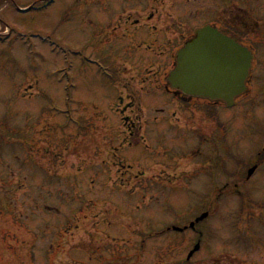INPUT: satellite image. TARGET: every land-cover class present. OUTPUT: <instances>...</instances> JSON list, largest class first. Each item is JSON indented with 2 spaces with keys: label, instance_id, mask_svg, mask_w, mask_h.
<instances>
[{
  "label": "rangeland",
  "instance_id": "1",
  "mask_svg": "<svg viewBox=\"0 0 264 264\" xmlns=\"http://www.w3.org/2000/svg\"><path fill=\"white\" fill-rule=\"evenodd\" d=\"M44 1L0 0V34L13 31L0 42V264H99L105 254L110 261L120 254L121 264H264V169L262 206L237 211L236 199L217 202L199 232L186 228L212 204L207 179L179 181L171 195L161 173L164 165L190 169L195 157L186 160L185 150L199 144L196 134L210 139L224 127L249 135L233 139L243 160L262 147L264 161V48L252 94L239 106L180 104L164 90L182 33L213 15L227 26L247 13L264 29V0H236L237 7L165 0L171 8L158 0L153 14H145L151 0H57L28 14L18 10ZM197 6L209 13L204 19ZM156 32L171 48L159 46ZM127 109L129 126L142 127L131 136L134 146L125 143L131 128L119 113ZM183 113L198 123L173 142L168 129ZM152 185L165 195H151Z\"/></svg>",
  "mask_w": 264,
  "mask_h": 264
},
{
  "label": "flooded vegetation",
  "instance_id": "2",
  "mask_svg": "<svg viewBox=\"0 0 264 264\" xmlns=\"http://www.w3.org/2000/svg\"><path fill=\"white\" fill-rule=\"evenodd\" d=\"M219 28L224 31L227 36L244 45L252 52L254 57V69H256L257 66L262 67V60L259 55L262 54L261 51L262 48H264V37H262V27L260 26V22L252 20L251 15L247 13V17L241 18L238 23L231 22L229 25L220 26ZM252 82L253 78L250 77L247 83L248 86H250ZM164 86L169 93L175 96L176 99L184 103L198 101L205 102L212 107L225 106L222 102L203 101L193 99L184 94H175L174 91L167 88V82L164 83ZM247 95L248 93L238 98L236 103ZM201 114L205 117H209L207 120L213 119L214 117V114L212 115L207 112H201ZM134 118L139 119V116L137 117L136 115ZM174 119L175 121L171 123V130L170 127L168 129V131H170L168 136L171 135L170 137H173V142L176 141L175 139H180L181 136L186 135V131L191 130V126L198 123L194 121V118L190 114L186 113H183V116L179 117L175 115ZM214 119H216V116ZM156 120H158V118H156ZM131 125L133 126V124ZM130 128L131 129L126 133V135L134 136L138 135L139 132L142 131V127L140 129L136 127ZM131 130H136V133H132ZM223 132L224 133L220 135L217 134L218 132L214 131L211 133L210 139L201 138V136L197 134L199 144L194 149L185 150L187 153L185 159L187 158L188 160L192 157V155L195 157V160L187 165V167H191L190 169H182L181 167L183 164L164 165V169L161 172L162 176L168 177L171 182L173 179L177 180L178 178L182 181L184 177H186L191 183L194 179L198 180L199 178L205 177L207 179L208 189L204 193L205 195H210V199L212 200V204H210L208 208L204 209L205 213L209 216L211 213L214 214L215 210L219 209L216 205L217 202H223L224 200H227V202L231 199L238 200L239 208L237 211H247L255 201H258L257 203L259 206H262V168H264V161L262 160V147L254 154L253 159L245 161L243 160V157H241L242 152L235 150V143L233 142V139L235 138L237 141L246 140V136L249 135L245 131L235 133L233 128H229L228 131L223 129ZM161 136L165 137V135ZM168 136H166V138ZM171 146L172 148H176L177 144L172 143ZM153 178H155V176ZM175 183L176 182H172V184H169L170 186L172 185L171 195L178 194L180 190V187ZM154 186L155 185H152L153 189L159 188ZM160 192L161 191L153 192L151 195H155ZM165 193L166 192L164 191L161 192L163 195H165ZM199 193L202 194L203 192ZM253 195H258V197L256 198ZM247 217L248 215L245 216V218Z\"/></svg>",
  "mask_w": 264,
  "mask_h": 264
},
{
  "label": "water",
  "instance_id": "3",
  "mask_svg": "<svg viewBox=\"0 0 264 264\" xmlns=\"http://www.w3.org/2000/svg\"><path fill=\"white\" fill-rule=\"evenodd\" d=\"M169 81L173 88L208 100L222 99L229 106L246 91L251 56L216 29L206 27L177 54ZM198 249V246L194 251ZM193 254V253H192Z\"/></svg>",
  "mask_w": 264,
  "mask_h": 264
},
{
  "label": "trees",
  "instance_id": "4",
  "mask_svg": "<svg viewBox=\"0 0 264 264\" xmlns=\"http://www.w3.org/2000/svg\"><path fill=\"white\" fill-rule=\"evenodd\" d=\"M120 260V259H119ZM119 260L118 259H114L112 261L113 264H119ZM128 264H131L130 261H127Z\"/></svg>",
  "mask_w": 264,
  "mask_h": 264
}]
</instances>
